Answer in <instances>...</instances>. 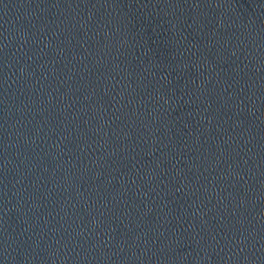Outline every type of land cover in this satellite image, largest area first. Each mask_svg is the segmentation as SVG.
<instances>
[{"label":"water","instance_id":"95a60500","mask_svg":"<svg viewBox=\"0 0 264 264\" xmlns=\"http://www.w3.org/2000/svg\"><path fill=\"white\" fill-rule=\"evenodd\" d=\"M0 264H264V0H0Z\"/></svg>","mask_w":264,"mask_h":264}]
</instances>
